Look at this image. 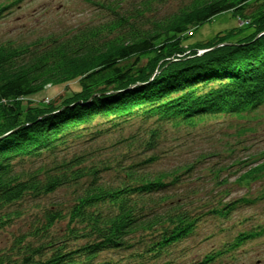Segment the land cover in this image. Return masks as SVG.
Masks as SVG:
<instances>
[{
	"label": "trees",
	"instance_id": "obj_1",
	"mask_svg": "<svg viewBox=\"0 0 264 264\" xmlns=\"http://www.w3.org/2000/svg\"><path fill=\"white\" fill-rule=\"evenodd\" d=\"M99 5L109 19L72 33L28 43L0 39V228L21 214L6 207L26 196L41 198L71 185L80 190L68 211L52 203L42 221L16 236L0 251V264H106L103 252L128 248L160 227L150 251L156 258L192 234L201 220L185 197L173 199L174 186L193 170L192 163L154 171L148 168L161 155L154 151L141 161L120 160L114 168L118 182L105 183L95 166L86 165V149L44 170L20 168L25 159L55 156L88 135L84 142L101 152L94 125L109 122L116 129L134 116L144 123L130 139L152 150L169 133L165 126L195 128L224 115L245 117L264 104V0H191L160 18L147 16L151 1L133 12L115 0ZM5 9L0 7V16ZM223 11H232L242 24L183 44L189 31ZM72 83L76 88L64 96L37 99L47 87L69 91ZM148 118L155 120L149 124ZM130 139L122 140L127 148ZM106 159L101 163L110 170ZM235 160L245 169L237 183L264 178V161ZM221 170L211 169L217 181ZM223 196L206 199L207 213L229 219L248 202ZM61 221L64 228L57 227ZM261 226L192 264L235 255L249 239L263 235Z\"/></svg>",
	"mask_w": 264,
	"mask_h": 264
},
{
	"label": "rangeland",
	"instance_id": "obj_2",
	"mask_svg": "<svg viewBox=\"0 0 264 264\" xmlns=\"http://www.w3.org/2000/svg\"><path fill=\"white\" fill-rule=\"evenodd\" d=\"M105 1L111 0H0V7L7 5V9L0 16V39L28 43L52 34L72 33L84 25L106 21L110 15L108 16L107 11L99 5ZM115 1L122 3L123 9L129 12L142 7L145 1H151L147 16L157 18L174 13L191 2V0ZM251 8L253 7L247 12H250ZM241 24L240 18L232 11L220 12L211 20L189 31V36L183 44L209 40L218 32ZM73 84L75 83L70 85L69 91L62 87H47L45 91L38 93L37 99L64 96L76 88ZM154 120L148 118L146 122L151 124ZM141 123H144L141 117L134 116L116 129L109 122L94 125L95 133L100 134L98 139L100 142L97 145L102 146L101 152L92 151L91 144L84 142L91 136L88 135L83 142L76 143L67 150H61L55 156L44 154L37 159H25L19 164L20 168L26 170L33 171L38 168L44 170L50 168L54 162L69 159L86 149L88 159L86 165L95 166L99 170L97 175L105 183L118 182L114 168L120 160L141 161L154 151L161 155L148 169L165 170L191 163L195 166L192 171L182 175V181L174 186L173 197V199L185 197L192 213H202L195 231L175 245L164 249L159 255H154L158 256L154 258L150 256L153 255L150 251L153 241L161 236L162 228L159 227L141 236L137 243L128 248L103 252L102 260L107 262L106 264H192L205 254L219 251L224 245L233 243L239 233H246L258 225L264 226V178L250 185H241L235 181L245 170L235 163V159L246 163L251 160L264 161V104L245 117L224 115L199 122L195 128L182 126L176 129L170 125L165 126L169 133L162 136L158 146L152 150L143 149L141 144L129 137L138 131ZM127 138L130 139L129 148L125 145ZM123 139H126L125 143L122 142ZM107 157L112 164L110 170L104 169L101 163L107 160ZM219 167L222 170L218 172L217 181L211 169L216 170ZM84 180L88 182L89 178ZM220 181L224 184L220 185ZM76 187L72 185L61 187L41 198L26 196L22 201L7 206V212L20 210L21 214L11 215V219L0 228V251L8 248L16 236L29 232L34 222L42 221L45 210L52 207V203L53 207L68 211L75 195L80 191ZM223 189L225 192L219 193ZM220 194L224 195L225 201L247 198L248 202L242 201L229 219L207 213L206 199ZM65 224L66 221H61L57 227L64 228ZM83 243L84 241H79V244ZM235 255H239V259H235ZM235 255L222 254L216 258L214 264H264V233L241 245Z\"/></svg>",
	"mask_w": 264,
	"mask_h": 264
}]
</instances>
